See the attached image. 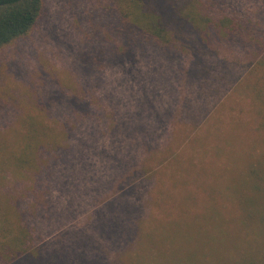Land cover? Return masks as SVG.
<instances>
[{
    "label": "rangeland",
    "instance_id": "374dc122",
    "mask_svg": "<svg viewBox=\"0 0 264 264\" xmlns=\"http://www.w3.org/2000/svg\"><path fill=\"white\" fill-rule=\"evenodd\" d=\"M43 4L0 48V213L26 264H264V0H216L243 32L174 63L116 55L107 0Z\"/></svg>",
    "mask_w": 264,
    "mask_h": 264
},
{
    "label": "trees",
    "instance_id": "16d2710c",
    "mask_svg": "<svg viewBox=\"0 0 264 264\" xmlns=\"http://www.w3.org/2000/svg\"><path fill=\"white\" fill-rule=\"evenodd\" d=\"M107 2L110 33L115 37L114 43L117 42L112 47L116 55L127 56L135 46H149L174 63L189 54L191 43H203L213 33L239 37L244 30L235 19L215 14L216 0ZM43 3L44 0H0V48L26 36L35 27ZM15 157L19 166H35L26 151ZM22 218L19 212L10 213L8 209L0 213V264L27 263L31 248ZM262 219L256 223L260 227Z\"/></svg>",
    "mask_w": 264,
    "mask_h": 264
}]
</instances>
